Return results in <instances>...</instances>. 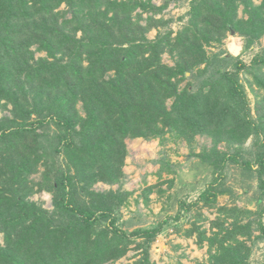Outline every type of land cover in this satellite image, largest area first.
Wrapping results in <instances>:
<instances>
[{"label":"trees","instance_id":"obj_1","mask_svg":"<svg viewBox=\"0 0 264 264\" xmlns=\"http://www.w3.org/2000/svg\"><path fill=\"white\" fill-rule=\"evenodd\" d=\"M166 5L0 0V264H113L130 251L129 264H154L150 247L169 228L207 246V261L195 264H264V96L250 106L242 76L264 90V49L256 50L264 2L192 0L174 37L168 29L149 40L152 27L167 24L153 17ZM240 5L245 19L236 18ZM223 31L241 36L249 63L225 49L206 50ZM165 50L177 51L174 65L162 62ZM165 134L188 143L208 137L210 148L193 157L214 176L194 200L178 199L173 213L145 226L138 211L122 214L132 194L121 187L125 140L164 144ZM154 162L159 177L181 167ZM229 164L240 169V187L255 195L257 209L218 204ZM97 183L118 186L98 190ZM164 183L172 187L174 177ZM156 186L142 190L143 201L166 192ZM41 192L51 209L31 199ZM204 207L217 212L208 228ZM259 242L263 259L250 260Z\"/></svg>","mask_w":264,"mask_h":264},{"label":"rangeland","instance_id":"obj_2","mask_svg":"<svg viewBox=\"0 0 264 264\" xmlns=\"http://www.w3.org/2000/svg\"><path fill=\"white\" fill-rule=\"evenodd\" d=\"M147 3L160 6L167 3L166 7L160 12L153 15L155 18H161L164 22H167L165 26L160 25L156 28L152 27L146 36L149 40L154 39L158 31L162 34L166 30L172 32L171 36L174 37L176 32L181 26L189 19L188 12L192 0H142ZM264 0H253L254 5H259ZM243 6L240 5L236 9V18H247L248 14L242 11ZM139 8L132 13V18L137 19V13H140ZM152 14L151 11L144 12L142 14L143 20L141 23H145V18ZM220 37V42L212 41L209 46H206V50L210 53L211 51H217L219 49H225L227 52L236 56L239 55L240 59L249 63L252 54L245 52L242 53V39L237 33L230 31H223L217 34ZM259 44L256 47L257 51L264 49V34L259 39ZM176 53H171L165 50L161 55L163 63L168 65H174L176 62ZM44 52L37 53V56L44 55ZM245 77L244 85L248 95L250 106L253 103L264 96V90L257 89L255 86L251 87L252 78L249 74L242 73ZM189 77V72L187 73ZM189 78L184 79L180 85L179 90L185 87L188 83ZM249 81V82H248ZM171 100H167L166 104L169 105ZM79 105V104H78ZM164 144L159 142L157 138H131L126 139V145L128 149V156L125 160L123 171L127 174L126 178H123V184L121 187L127 191H131L132 194L128 197V202L123 207L122 214L123 218L132 216V213L138 211L140 218L145 222V226L151 223L159 222L162 217L167 213H173L178 206V199H186L187 201L194 200L198 194L210 183L213 179L214 174L212 173L211 166L203 163L198 157H193L194 153H199L203 149L210 148L211 143L206 136H197L192 143H188L184 140H177L169 137L168 134L164 136ZM251 145V139H248L245 146ZM219 150H226V148L220 144ZM168 161L169 163L180 164L175 173H161L160 177L157 174L159 169V163L154 162L155 160ZM227 163V161H226ZM42 171V167L40 170ZM226 175L225 187L226 190L219 189V196L217 202L219 205H225L227 207H241L251 210L257 209L256 198L252 192L244 193L241 186V175L240 169L236 165L229 164L224 170ZM32 177L36 180L40 177V172L35 173ZM174 177L175 183L172 187L168 188V184L164 183L160 185L161 181ZM157 184V188L166 189L164 194L153 192L149 195L147 203L142 199V190L147 185ZM116 185H108L104 183H97L96 189H116ZM32 200L41 203L43 207L48 209L52 208L51 197L46 192L35 193L31 196ZM138 201V202H137ZM146 203V204H145ZM165 209V210H164ZM204 215L209 220L203 219L202 223L206 228L209 227V221L214 219L217 212L213 208H202ZM252 218L249 215L248 219ZM245 219H247L245 217ZM189 225H183L188 227ZM131 229V228H130ZM254 232L253 235L257 234ZM247 244H251V240H246ZM135 251H130L128 254L113 264H129L134 260L132 257ZM208 258L207 246L203 248L197 247L195 244V236L184 237L179 233L172 231L170 228L159 234L150 247V259L154 264H195L197 262H206ZM262 260L263 259V243L259 242L258 247L253 248V253L250 260Z\"/></svg>","mask_w":264,"mask_h":264},{"label":"crops","instance_id":"obj_3","mask_svg":"<svg viewBox=\"0 0 264 264\" xmlns=\"http://www.w3.org/2000/svg\"><path fill=\"white\" fill-rule=\"evenodd\" d=\"M203 248V247H202Z\"/></svg>","mask_w":264,"mask_h":264}]
</instances>
